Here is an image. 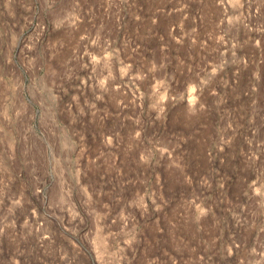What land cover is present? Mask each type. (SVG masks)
<instances>
[{
  "label": "rangeland",
  "instance_id": "obj_1",
  "mask_svg": "<svg viewBox=\"0 0 264 264\" xmlns=\"http://www.w3.org/2000/svg\"><path fill=\"white\" fill-rule=\"evenodd\" d=\"M0 264H264V0H0Z\"/></svg>",
  "mask_w": 264,
  "mask_h": 264
}]
</instances>
